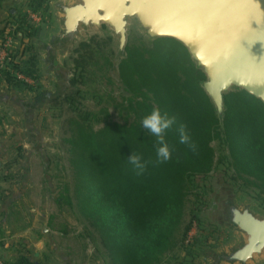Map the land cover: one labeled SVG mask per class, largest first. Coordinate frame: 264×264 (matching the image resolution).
Listing matches in <instances>:
<instances>
[{"label": "trees", "instance_id": "16d2710c", "mask_svg": "<svg viewBox=\"0 0 264 264\" xmlns=\"http://www.w3.org/2000/svg\"><path fill=\"white\" fill-rule=\"evenodd\" d=\"M25 5L37 13L46 6V0H29ZM17 13H9L8 18L17 17L16 23L27 27L29 20ZM7 29L4 25L0 30V48ZM35 33L33 29L26 36L31 41ZM106 44L108 38H92L90 43L81 44L74 52L77 57L72 59L75 70L85 73ZM31 50L29 46L25 49L28 58L25 51L8 53L4 68H0L8 85L28 91L32 88L17 75L36 85L37 63ZM103 60L111 69L108 57ZM118 77V106L126 115L123 122H103L96 114L80 110L79 95L73 88L75 79L70 81L72 91L60 99L50 100L44 93L34 99L47 98L51 106L66 104L76 114L70 121L72 139L68 141L76 181L74 196L108 264H156L174 246L188 185L213 167L211 142L218 141L226 149L230 166L239 178L252 179L264 192V106L245 92L225 96L227 110L220 131L213 109L199 87L203 75L195 70L185 49L169 39L156 40L150 48L141 40L128 44ZM154 108L175 121L164 133L171 152L170 159L164 162L156 154L157 138L141 123ZM101 123V128L94 129ZM181 127L189 137L186 143L180 142ZM132 154L141 158L143 171L129 162ZM63 193L68 194L67 188ZM62 195L55 203L60 205L63 199L70 203L69 197ZM188 229L186 226L184 235ZM198 242L194 239L191 245ZM30 254L19 251L9 263L37 264Z\"/></svg>", "mask_w": 264, "mask_h": 264}, {"label": "water", "instance_id": "95a60500", "mask_svg": "<svg viewBox=\"0 0 264 264\" xmlns=\"http://www.w3.org/2000/svg\"><path fill=\"white\" fill-rule=\"evenodd\" d=\"M29 0H3L11 15ZM52 30L33 37L41 73L52 80L50 100L71 90L66 61L92 38L109 39L111 74L127 58L132 32L150 48L169 39L182 46L195 70L199 87L223 130L225 96L245 92L264 106V0H54ZM210 225L226 242L199 252L205 264H264V209L242 199L237 188L222 180L212 188Z\"/></svg>", "mask_w": 264, "mask_h": 264}, {"label": "rangeland", "instance_id": "374dc122", "mask_svg": "<svg viewBox=\"0 0 264 264\" xmlns=\"http://www.w3.org/2000/svg\"><path fill=\"white\" fill-rule=\"evenodd\" d=\"M52 1L54 0H46V6L37 13L32 12L27 5L17 10L18 16H25L29 20L27 27L17 24V17L14 20L7 18L4 23L8 29L2 40H10L9 52H23L29 46L36 58V85H33L32 80L25 78L27 84L33 88L29 90L32 92L31 96L49 94L54 88L52 80L41 73L37 54L26 36L34 29V37H47L53 28L50 8ZM138 40L140 39L132 32L128 44ZM106 45L85 73L80 74L75 70L72 62V59L77 57L75 54L66 64L70 68L71 79L77 80L73 88L79 95V109L96 114L103 122H123L126 115L118 106L121 102V90L111 74V69L103 60L104 56L108 57L110 54L109 44ZM28 53H24L26 58ZM48 102L49 99L39 96L33 103L35 111L27 118L29 123L26 125L25 134L27 142L32 141L27 144L33 154L29 161L35 188L30 190V198L23 203L17 214L7 215L6 226L4 224L0 227V247L1 243L12 244L17 248H22L24 244L31 245L40 238L41 233L45 235L40 238V241L45 243V247L40 249L43 251L37 258L32 256L33 251L30 252L37 264H108L98 237L87 228L74 196L76 181L70 164L72 158L68 141L72 139L70 121L75 120L76 114L69 110L66 104L51 106ZM131 120L130 117L128 121ZM102 126L103 123L95 124L94 129ZM210 146L214 151L213 167L207 175L193 178L188 185L182 223L176 232L174 246L165 252L156 264H205L199 252L208 246L218 247L226 242L225 235L210 226L207 218L210 194L217 181L222 180L234 185L242 199L250 198L259 208L264 209V192L255 186L252 179L239 178L230 166L231 161L226 149L218 141L211 142ZM65 188L68 194L63 193ZM61 195L63 198L68 196L71 205L64 199L57 205L55 200ZM186 226H189V229L184 235ZM58 230H64L65 233ZM194 239L199 242L191 245ZM187 240L189 242L186 244Z\"/></svg>", "mask_w": 264, "mask_h": 264}, {"label": "crops", "instance_id": "0c3cea01", "mask_svg": "<svg viewBox=\"0 0 264 264\" xmlns=\"http://www.w3.org/2000/svg\"><path fill=\"white\" fill-rule=\"evenodd\" d=\"M8 15V11L0 5V30ZM31 93L27 89L8 85L0 72V227L4 224L6 226L9 213L19 212L23 203L30 198V190L35 188L29 161L33 154L27 144L32 141L27 142L25 134L26 125L29 123L27 118L35 111L33 103L36 102V95L33 93L34 96H31ZM39 234L40 238L45 236ZM40 238L31 245L24 244L22 248L1 243L0 260L13 262L19 251H33V256L39 257L43 251L40 249L45 247Z\"/></svg>", "mask_w": 264, "mask_h": 264}, {"label": "clouds", "instance_id": "9594fccd", "mask_svg": "<svg viewBox=\"0 0 264 264\" xmlns=\"http://www.w3.org/2000/svg\"><path fill=\"white\" fill-rule=\"evenodd\" d=\"M174 118L168 117L166 114H162L159 108H154L150 113L146 114L142 118V127L147 129L148 132L157 138L159 147L156 150L158 159L161 162L167 161L171 157L170 149L165 141L164 133L174 124ZM188 135L183 127L180 128V142H188ZM129 162L139 171H143L144 164L141 162V158L136 155H131Z\"/></svg>", "mask_w": 264, "mask_h": 264}, {"label": "built area", "instance_id": "2783aa9c", "mask_svg": "<svg viewBox=\"0 0 264 264\" xmlns=\"http://www.w3.org/2000/svg\"><path fill=\"white\" fill-rule=\"evenodd\" d=\"M31 17V16H30ZM32 18V17H31ZM10 40H6L4 41V43L2 44L1 48H0V68H4V63H5V59L9 53V46H10ZM18 79H23L26 80L25 78H23V76L21 75H17ZM189 241H185V243L187 244ZM0 264H10L9 262H5L3 260H0Z\"/></svg>", "mask_w": 264, "mask_h": 264}]
</instances>
